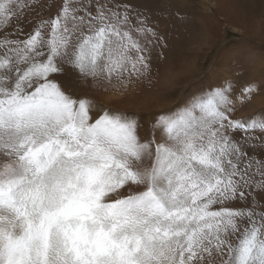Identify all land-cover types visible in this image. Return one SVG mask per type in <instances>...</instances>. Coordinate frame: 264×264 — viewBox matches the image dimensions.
<instances>
[{"label":"snow or ice","instance_id":"6c2138e0","mask_svg":"<svg viewBox=\"0 0 264 264\" xmlns=\"http://www.w3.org/2000/svg\"><path fill=\"white\" fill-rule=\"evenodd\" d=\"M161 44L133 0H0V264H264V111L237 115L264 81L228 78L256 50L222 53L225 82L160 115L162 142L55 79L127 91Z\"/></svg>","mask_w":264,"mask_h":264},{"label":"rangeland","instance_id":"374dc122","mask_svg":"<svg viewBox=\"0 0 264 264\" xmlns=\"http://www.w3.org/2000/svg\"><path fill=\"white\" fill-rule=\"evenodd\" d=\"M201 1L133 0L165 37L167 47L162 44L156 46L150 78L140 80L133 78L134 82L128 85L127 91L121 88L120 81L116 78H113L111 84L101 81L97 87L93 88L90 79L85 82L71 69H67L62 75H57L55 79L63 91L75 99L88 98L99 107L135 114L141 125V136L154 133L156 139L162 142L165 136L164 130L162 128L152 129L153 122L160 115L172 119L180 118L187 108L197 100L205 99L206 94L218 86L214 81L222 71L220 67L217 72L214 70L218 67V53L222 49L231 51L238 48H249L256 50L258 54L264 51V29L260 28L251 34L242 29L239 31L236 30L237 28L232 29L231 27L230 29V27L223 26L227 28L225 42L221 43L220 40L214 39L209 32L206 20L202 17L207 11L203 10ZM20 2H25V0H20ZM27 2L31 3L32 0H27ZM48 2L52 4L53 0H48ZM234 2L247 15L253 14L251 16L253 19L264 20V0H234ZM54 12V7L51 12L48 9H37L29 11L27 18L38 20ZM222 19L225 24L228 23L224 20L226 17ZM244 74L243 72L241 75H236L237 81L233 82L237 92L239 87L246 82L253 80L259 82L261 80L259 76L260 78L264 76V68L256 75L249 73L248 76H244ZM228 78L231 79V76ZM221 79L223 84L225 77ZM144 97L147 99H143ZM110 98L115 100L121 98V101L129 102L128 108L116 105L120 101H106ZM183 102L184 107L180 106ZM250 105L253 106V110H250ZM262 111H264V89L254 92L237 115L247 116Z\"/></svg>","mask_w":264,"mask_h":264},{"label":"bare ground","instance_id":"6f19581e","mask_svg":"<svg viewBox=\"0 0 264 264\" xmlns=\"http://www.w3.org/2000/svg\"><path fill=\"white\" fill-rule=\"evenodd\" d=\"M180 1V0H179ZM179 3V2H178ZM182 3V2H181ZM202 8L203 10L206 12L202 17L206 20L207 25L209 27V32L211 34V36L214 39L220 40L221 43L225 42V34L227 31V28H224L223 26L226 27H232V29L237 28L236 30L242 29L245 32L248 33H253L255 32V30L257 28L260 29H264V20H255L253 19L251 16H249V14L247 15L246 12H243L238 6L237 4L234 2V0H202L201 2ZM180 4V3H179ZM185 4V3H184ZM184 7V6H183ZM201 7V6H200ZM264 8V7H263ZM264 16V15H263ZM224 20H226L228 23L225 24L224 21H222V18H225ZM255 17V16H254ZM257 18V17H256ZM241 30V31H242ZM243 32V31H242ZM263 33V32H262ZM257 49H260L259 47H254ZM202 49V48H201ZM262 49V48H261ZM227 50L222 49L219 53H218V59H217V65L218 67H216V69L214 70L215 72L218 71L219 67L220 70L222 71L219 76L217 77V79L214 81L215 84H218V86L220 84H222V77H226L228 75V69L223 68V64L225 62V58L222 55V53L226 52ZM264 52V51H263ZM203 56V54H202ZM260 54L257 53V61L255 63L254 66L252 67H248L246 68V70L241 71L240 69H231V79L233 82L237 81L236 75H241L243 72L245 73L244 76H248V74H254L256 75L257 73L260 72V70H262L264 68V62H261V60L259 59ZM214 65V64H213ZM216 66V65H215ZM213 69V68H212ZM249 72V73H248ZM241 73V74H240ZM216 74V73H215ZM264 75V74H263ZM216 76V75H215ZM242 75V78L244 77ZM262 76V75H261ZM213 77V76H212ZM251 77V76H250ZM211 78V77H210ZM165 79V78H164ZM258 79V77H257ZM259 82L264 81V76H262V78ZM214 79H212L213 81ZM225 80V79H224ZM254 81V80H253ZM235 84V83H233ZM212 85V84H211ZM146 97H144L143 99H145ZM149 98V97H148ZM151 98V97H150ZM147 99V98H146ZM120 101L117 102L116 105H120L123 108H128V103L129 102H125V101H121V98L118 99H106V101ZM153 100V99H152ZM109 101V102H110ZM148 102V100H146ZM156 101V100H155ZM186 101V100H185ZM256 101V100H255ZM162 103V102H160ZM187 104V102H186ZM189 104V103H188ZM191 104V103H190ZM257 104V103H256ZM184 102L180 105L183 106ZM130 107V106H129ZM184 107V106H183ZM252 105H250V110L252 109ZM257 107V106H256ZM134 108V107H133ZM177 109V108H176ZM247 109V108H246ZM249 111V110H248ZM179 119V118H178Z\"/></svg>","mask_w":264,"mask_h":264}]
</instances>
